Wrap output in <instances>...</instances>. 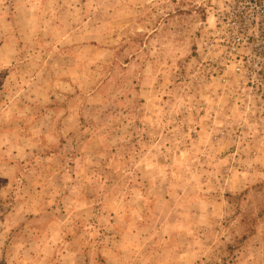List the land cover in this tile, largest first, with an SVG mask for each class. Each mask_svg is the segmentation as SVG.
Instances as JSON below:
<instances>
[{"label": "rangeland", "instance_id": "obj_1", "mask_svg": "<svg viewBox=\"0 0 264 264\" xmlns=\"http://www.w3.org/2000/svg\"><path fill=\"white\" fill-rule=\"evenodd\" d=\"M0 264H264V0H0Z\"/></svg>", "mask_w": 264, "mask_h": 264}]
</instances>
